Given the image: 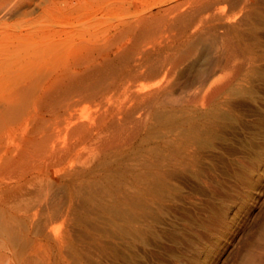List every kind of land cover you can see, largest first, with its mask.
I'll list each match as a JSON object with an SVG mask.
<instances>
[{
    "label": "rangeland",
    "instance_id": "374dc122",
    "mask_svg": "<svg viewBox=\"0 0 264 264\" xmlns=\"http://www.w3.org/2000/svg\"><path fill=\"white\" fill-rule=\"evenodd\" d=\"M0 264H264V0H0Z\"/></svg>",
    "mask_w": 264,
    "mask_h": 264
},
{
    "label": "bare ground",
    "instance_id": "6f19581e",
    "mask_svg": "<svg viewBox=\"0 0 264 264\" xmlns=\"http://www.w3.org/2000/svg\"><path fill=\"white\" fill-rule=\"evenodd\" d=\"M22 56V55H21ZM40 60V59H39ZM47 61V60H46ZM43 64V63H42ZM35 65V64H34ZM40 65V64H39ZM37 66H38V64H37ZM51 66V65H50ZM43 67V66H42ZM27 69L29 68V67H26ZM29 70V69H28ZM21 71V70H20ZM38 71V70H37ZM29 72V71H28ZM30 75V74H29ZM44 76V75H43ZM20 77V76H19ZM24 77V76H23ZM19 79V78H18ZM30 79V78H29ZM34 79V78H33ZM21 81H23L22 79H20ZM25 80H27V82L29 81L28 79H25ZM47 81V80H46ZM55 81V80H54ZM20 83V82H19ZM18 83V84H19ZM23 83V82H22ZM48 84V83H47ZM26 85V84H25ZM24 85V86H25ZM28 85V84H27ZM50 85V84H49ZM53 86V85H52ZM18 87V86H17ZM26 87V86H25ZM23 89V88H22ZM27 89V88H26ZM31 90V89H30ZM33 90V89H32ZM20 91L18 90V93H19ZM7 95H8V93H7ZM19 95V94H18ZM14 97V96H13ZM14 113V112H13Z\"/></svg>",
    "mask_w": 264,
    "mask_h": 264
}]
</instances>
